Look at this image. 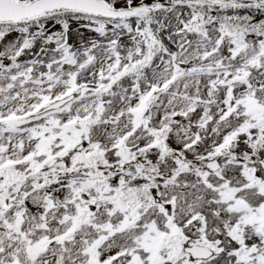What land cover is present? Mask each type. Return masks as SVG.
Here are the masks:
<instances>
[{
    "label": "snow or ice",
    "instance_id": "1",
    "mask_svg": "<svg viewBox=\"0 0 264 264\" xmlns=\"http://www.w3.org/2000/svg\"><path fill=\"white\" fill-rule=\"evenodd\" d=\"M0 264H264V0H0Z\"/></svg>",
    "mask_w": 264,
    "mask_h": 264
}]
</instances>
